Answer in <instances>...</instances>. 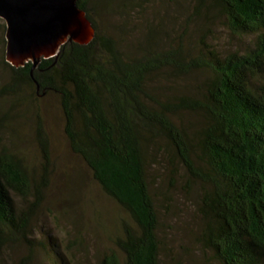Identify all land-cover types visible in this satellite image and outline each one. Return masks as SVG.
<instances>
[{
    "label": "trees",
    "instance_id": "obj_1",
    "mask_svg": "<svg viewBox=\"0 0 264 264\" xmlns=\"http://www.w3.org/2000/svg\"><path fill=\"white\" fill-rule=\"evenodd\" d=\"M78 6L95 29L90 43L66 42L35 68L1 64L0 264L19 246L69 264L57 239L33 238L51 185L43 126L36 165L2 144L22 103L48 95L59 101L71 153L120 214L98 264L162 263L157 164L170 185L197 189L199 243L216 264H264V0ZM218 28L233 48L214 44Z\"/></svg>",
    "mask_w": 264,
    "mask_h": 264
},
{
    "label": "rangeland",
    "instance_id": "obj_2",
    "mask_svg": "<svg viewBox=\"0 0 264 264\" xmlns=\"http://www.w3.org/2000/svg\"><path fill=\"white\" fill-rule=\"evenodd\" d=\"M217 30L214 44L219 50L233 48L236 42L222 28ZM4 38L6 40V23L0 18V87L4 84L1 64L6 60ZM13 105L11 100L4 101L5 109ZM16 114L19 117L4 129L3 146L22 153L30 164H38L41 160L37 137L40 124L48 136L52 159L47 211L38 214L33 238L57 239L59 251L69 264H98L102 253L112 247V233L120 214L94 183L88 167L71 153L58 99L48 95L37 101H24ZM163 169L157 164L151 170L153 194L158 201L167 245L161 264H216L199 243L201 222L197 212V189L183 183L170 185L172 181ZM4 259L7 264H51L43 250L31 251L27 246L5 252Z\"/></svg>",
    "mask_w": 264,
    "mask_h": 264
},
{
    "label": "water",
    "instance_id": "obj_3",
    "mask_svg": "<svg viewBox=\"0 0 264 264\" xmlns=\"http://www.w3.org/2000/svg\"><path fill=\"white\" fill-rule=\"evenodd\" d=\"M6 59L13 66L55 57L66 42L88 44L95 29L78 0H0ZM42 97V96H41Z\"/></svg>",
    "mask_w": 264,
    "mask_h": 264
}]
</instances>
